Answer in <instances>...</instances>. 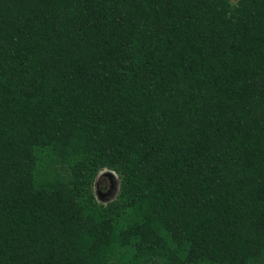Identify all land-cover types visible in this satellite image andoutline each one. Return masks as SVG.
<instances>
[{"label": "trees", "instance_id": "obj_1", "mask_svg": "<svg viewBox=\"0 0 264 264\" xmlns=\"http://www.w3.org/2000/svg\"><path fill=\"white\" fill-rule=\"evenodd\" d=\"M0 264H264V0H0Z\"/></svg>", "mask_w": 264, "mask_h": 264}, {"label": "rangeland", "instance_id": "obj_2", "mask_svg": "<svg viewBox=\"0 0 264 264\" xmlns=\"http://www.w3.org/2000/svg\"><path fill=\"white\" fill-rule=\"evenodd\" d=\"M119 177L107 168L99 169L93 176L89 193L92 196V202L105 205L114 200L118 193Z\"/></svg>", "mask_w": 264, "mask_h": 264}]
</instances>
